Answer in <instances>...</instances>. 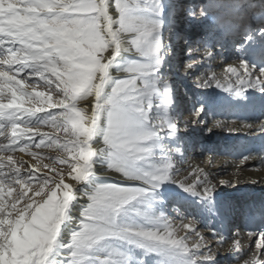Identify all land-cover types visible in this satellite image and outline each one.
<instances>
[{
  "label": "snow or ice",
  "instance_id": "snow-or-ice-1",
  "mask_svg": "<svg viewBox=\"0 0 264 264\" xmlns=\"http://www.w3.org/2000/svg\"><path fill=\"white\" fill-rule=\"evenodd\" d=\"M113 8L114 14H110L109 10ZM144 8L156 18L136 15L142 10L141 0H0V117L3 118L0 120V136L7 139L10 126L12 138L16 139L19 124L36 128L37 134L41 123L63 128L67 141L62 148L71 154L70 171L76 173L73 179L80 182L92 174L93 157L100 149L99 145L93 149L92 143L99 121L106 115L103 144L110 149V168L125 176L143 179L153 188L173 178L169 175L172 164L157 166L152 172H141L136 168V163L150 151L146 142L157 136V132L145 130L144 121L153 107L151 98L157 92L152 77L164 59L162 24L159 22L163 12L162 0H144ZM206 13L207 9H201L198 14L204 16ZM260 33L264 35V28ZM247 39L251 40V36ZM124 41H130L135 51L149 62L132 63L126 69L132 75L114 81L110 94L105 96L111 79L109 67L120 54ZM93 45L97 48L103 45L99 69ZM207 56H211L210 50ZM6 65L7 70H4ZM240 68L242 73L235 67H227L226 74L235 75V84L239 87L234 88L233 83H229L225 90L235 91L238 96L243 95L246 89L264 92V70L257 73L246 61L240 63ZM15 73H30L38 77L45 88L62 98L53 104L51 95L35 91V82L33 90L28 91L24 87L25 81L18 80ZM215 83L218 88L224 87L219 80ZM208 85L209 82L204 84ZM169 92V88L163 89L164 94ZM87 97L94 99L90 115H86L87 109L78 108L76 103L78 99ZM25 103L60 107L61 111L49 112L34 122L33 118L38 117L36 113L43 112L44 107L26 109ZM164 103L162 100L161 106ZM169 128L174 129L175 125L169 124ZM21 135H28V130H22ZM43 143L42 137L36 146ZM7 159L11 161L12 157ZM63 163L67 164L69 160L64 159ZM2 168L3 164H0ZM18 174L17 169L15 175ZM48 179L52 180L54 188L50 189L47 199L42 203L35 200L27 203L17 212V218H3L6 210L3 196H0V256L11 264H90L93 260L90 253L110 239L159 253L171 264H197L196 259L187 258L190 250L184 241L171 238L167 224L163 223L160 228H145L117 223V216L125 206L145 195L147 189L142 187L111 184L97 187L90 197L91 203L83 212L85 219L81 221L80 230L72 233L70 242L59 243L61 226L76 195L73 187L64 182V176L46 178L45 184ZM196 180L199 181V176ZM230 182L220 181L221 184ZM179 183L185 185L184 182ZM201 188L188 184L185 190L198 191L208 199L213 197L215 185L207 177ZM58 193L62 196L58 197ZM12 207L15 208V204ZM152 222L161 223V220L157 218ZM258 235L255 251L243 264H264V233ZM220 243H227V240L221 237ZM194 247L199 250L200 244ZM232 248L239 251L238 240L234 239ZM63 249L69 250L67 254ZM211 251L209 249L203 258L212 259ZM122 258L127 259L118 249L111 248L106 257L95 259L98 264H122Z\"/></svg>",
  "mask_w": 264,
  "mask_h": 264
},
{
  "label": "bare ground",
  "instance_id": "bare-ground-1",
  "mask_svg": "<svg viewBox=\"0 0 264 264\" xmlns=\"http://www.w3.org/2000/svg\"><path fill=\"white\" fill-rule=\"evenodd\" d=\"M183 3L185 0H162L163 12L159 22L162 24L164 59L152 77L156 82L157 92L151 98L153 107L144 121L145 130L155 131L157 136L146 142L150 151L145 154L142 165L139 161L136 163V168L141 172H152L157 166L172 164L169 175L173 178L162 181L159 187L153 188L143 179L125 176L110 168V150L103 144L106 115L101 117L95 132L92 147L95 149L99 145L100 149L93 157V171L88 178L118 187L147 189L144 196L126 205L129 208L138 205L136 208L139 221L129 220L125 226L160 228L164 223L169 226L167 231L172 234L171 238L184 241L190 250L187 258L196 259L197 264H243L255 251L254 246L259 241L258 234L264 233V92L259 89H246L243 95L238 96L235 91H226L225 87L229 83H233L234 88L239 87L235 84V75L226 74V69L231 66L242 73L240 63L246 61L257 73L261 71L255 60L264 58V35L260 33V29L264 28V8L253 10L255 23L244 34L236 35V30L244 27L240 21L253 4L251 0H205L194 3L200 6L196 10L188 3ZM141 5L142 10L136 15L148 19L156 18L146 11L144 0H141ZM201 9H207L206 15L198 14ZM109 11L114 14V8ZM171 14L173 24L169 21ZM180 21L195 23L198 29L207 25L213 27L210 31L199 33L197 28L194 31H183L174 25L176 22L180 24ZM248 36H251V40L247 39ZM92 50H95L96 67L99 69L102 64L99 57L103 55V45L98 48L93 45ZM208 50L211 51V56H207ZM181 52L183 56L180 55ZM140 61L149 62L135 51L130 41H124L120 54L109 67L111 79L105 89V96L110 94L113 82L132 75L126 69L132 63ZM4 70H7V65ZM216 80L221 81L224 87H216ZM190 81H195L196 90L192 92L195 93L196 110H186L181 96L186 91L184 86L188 87ZM206 82H209L208 86H204ZM165 87L170 89L168 94L163 93ZM162 100L165 102L163 106ZM93 103V97H87L80 99L77 107L87 109L86 115H90ZM201 108L203 110L198 111ZM190 113L193 114L192 118H189ZM169 124H174L175 128H169ZM196 126L204 129L203 138L197 135L198 131L195 132ZM209 137L233 140L237 147L229 148V140L220 145L209 140ZM199 149L202 155H195V151ZM2 158L4 159V154H0V159ZM197 176L199 181L196 180ZM205 177L215 185L211 199L198 194V191L185 190L188 184H195L202 190L201 184ZM67 178L65 183L75 188V182ZM222 180L231 182L221 184ZM179 182H184L185 185L181 186ZM73 191L76 199L66 214V233L71 225L69 219H77L79 206L85 199L81 190ZM250 193L253 199L249 196ZM168 197L178 206L172 204L171 208L182 207L189 211L192 206L198 216L190 219L180 210L172 217L164 208V204L170 200ZM243 198L249 208L242 212L244 220L234 222L228 214L233 210L234 202H240ZM157 218H160L161 223H150ZM207 234L209 237H206ZM221 237L227 243L221 244ZM234 239L240 243L239 251L232 248ZM197 243L200 244L199 250L194 247ZM129 249L137 257L141 254H146V257L153 255L151 259L141 262L135 258L132 264H171L161 254L130 243L120 251L127 257L126 260L122 259V264L130 259L125 253ZM209 249L212 250L214 258L204 259ZM242 249L245 250L240 251ZM4 262L6 263L5 260Z\"/></svg>",
  "mask_w": 264,
  "mask_h": 264
},
{
  "label": "rangeland",
  "instance_id": "rangeland-1",
  "mask_svg": "<svg viewBox=\"0 0 264 264\" xmlns=\"http://www.w3.org/2000/svg\"><path fill=\"white\" fill-rule=\"evenodd\" d=\"M197 2H205V0H185V5L188 3L191 5V7H194V10L196 8L200 7L198 4H194ZM253 4H251L250 9H248V12L244 14L243 19L240 21L241 24L244 25V29L236 30V35H242L245 32L248 31V28L254 24L253 20V10L258 11L260 9L264 8V0H251ZM194 5V6H193ZM185 6H183L184 8ZM173 13V12H172ZM174 14V13H173ZM173 14L170 15L169 21L173 24ZM246 17V18H245ZM172 20V21H171ZM180 20V19H177ZM178 24L177 22L174 23V25L179 26L182 28V30H191L194 31L197 27H195V23L192 24L190 21L182 22ZM212 25L203 26L196 30L197 33L201 31H210L212 28ZM19 46V45H17ZM181 56L184 54L181 52ZM15 70V65L13 67ZM30 71V70H29ZM16 78L18 80H24V87L28 91H32V84L35 82L37 84V87L35 88L36 92H43L45 95H51L52 96V103L54 104L58 99L62 98L57 96L55 92H50L48 88H45L43 86V81H40L38 77L31 75L30 73H15ZM194 82V83H193ZM189 86H184L185 88V94L182 92V97L184 100V106L187 110H196L197 106H194V95L195 93L192 92V90L195 89V81H190L188 84ZM184 91V90H182ZM10 95V94H9ZM187 96V97H186ZM80 99L76 101L79 102ZM5 103L8 101L5 100ZM188 106V107H187ZM24 107L26 109H34L36 107H44L43 112H38L36 115H38L37 118H33L34 122L36 119H43L44 116L51 112V113H59L61 111L60 107L53 108L51 105H42L38 103H25ZM5 111H11L10 109H5ZM193 114H189V118H192ZM26 119V117H25ZM0 120H3L2 117H0ZM28 130V135H21L22 130ZM195 132L198 131L197 135L201 138L202 134L204 135V129L202 127H194ZM106 127L104 128L105 133ZM7 139L5 136H0V154H4V159H0L3 164V168L0 169V196H3V206L5 208V215L3 218L10 219V218H17V212L22 210L27 203L32 202L35 200L37 203H42L44 200L47 199V196L50 195V189L54 188V185L52 184V180L48 179V183L45 184L44 180L46 178H57L58 176L62 175L65 178L69 179L70 181L75 182L76 187L74 189H78L82 191V194L85 195V199L82 204L79 206V214L77 216V219L75 221H72V219H69V223L71 225L69 226L70 229L67 230V233L65 230L64 224L61 227L60 236L58 239L59 243H68L70 242L71 235L74 231H79L81 226V221L85 218L83 217V212L87 208V206L91 203L90 197L92 194H94L97 187L102 185H107L106 183L102 182L101 180H93L91 177L87 178L85 181L77 182L73 179V176L76 175L74 171H70L71 168V154L64 151L62 148V145L66 143L67 141V133L63 130V128L58 127L57 125H53L51 123L43 124L41 123L38 129L31 128V126H27L25 124H19L17 131H16V139L12 138V128L9 126L7 130ZM3 137V138H1ZM43 137L44 143L40 145V147H37L36 145L40 143L41 138ZM56 137H59L60 139L57 140ZM203 138V137H202ZM212 137V139L209 137V140L215 141L217 144H225L228 140L227 138L222 137ZM5 140V141H4ZM228 143L229 148H236L235 142L232 140H229ZM4 142V143H3ZM3 144V145H2ZM215 144V145H217ZM8 147V148H7ZM106 148L110 150L107 146ZM11 149V150H10ZM23 149V150H21ZM195 155H202L200 153V149L195 151ZM11 156L12 159L9 161L7 158ZM108 157V156H107ZM67 159L69 160V163L65 164L63 163V160ZM142 165V161H139ZM45 165H48V167H45ZM17 169L19 170V174L15 175L17 172ZM31 173V175H29ZM65 182V181H64ZM67 184V183H66ZM37 193H40V195H37ZM252 193L249 194L250 197ZM23 196V199H20V197ZM62 196V193H58V197ZM170 199V200H169ZM167 204H164V208L166 212H168L169 215H172V217H175L177 215L178 211H182V213L187 217L192 219L194 216H198L195 214V211L192 206L189 207V211L185 210L182 207L179 208H171L172 204L175 203L172 201V198L168 197ZM246 199H242L240 202H234L233 204V210L231 208V212H229L228 217L232 219L234 222L238 220H244V216L242 215V212H246V210L249 208V206H246L245 204ZM75 201L73 200L70 207L73 205ZM15 204V208L12 207V205ZM138 206L135 204L133 207L130 208L125 206V208L120 212V214L117 216V223L121 226H125L127 223H129V220L133 221H139L138 219ZM176 207L177 204H175ZM69 207V208H70ZM126 210L128 212H126ZM137 210V211H136ZM69 211V209H68ZM171 211V213H170ZM128 213V214H127ZM235 214V215H234ZM136 219V220H135ZM20 222H18L19 224ZM238 229V228H237ZM206 237H209L208 234ZM127 242L119 241L117 239H110L106 242H104V245L99 248L96 251H93L90 253V256L93 257V260L90 262V264H98L96 257H106L111 250V248H116L119 251L123 247H126ZM245 249H242L240 251H244ZM65 254L69 250L63 249L62 250ZM133 250H126L125 253L127 256H130V259L126 261L123 264H132V260H135L137 258L139 262L145 260V259H151L152 254L146 257V254H141L138 257L133 254ZM205 254V253H204ZM221 254V253H220ZM125 256V255H124ZM203 256V254H202ZM214 258V257H213ZM219 258V257H218ZM123 259V258H122ZM4 258L0 256V264H11V261L5 260ZM224 261V260H223ZM222 262V259L221 261Z\"/></svg>",
  "mask_w": 264,
  "mask_h": 264
},
{
  "label": "water",
  "instance_id": "water-1",
  "mask_svg": "<svg viewBox=\"0 0 264 264\" xmlns=\"http://www.w3.org/2000/svg\"><path fill=\"white\" fill-rule=\"evenodd\" d=\"M62 227V226H61ZM59 239V238H58Z\"/></svg>",
  "mask_w": 264,
  "mask_h": 264
}]
</instances>
